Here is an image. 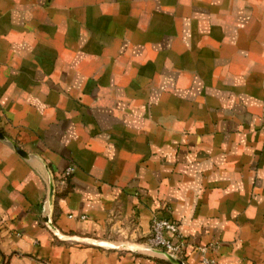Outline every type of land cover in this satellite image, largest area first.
I'll return each mask as SVG.
<instances>
[{"label": "crops", "instance_id": "obj_1", "mask_svg": "<svg viewBox=\"0 0 264 264\" xmlns=\"http://www.w3.org/2000/svg\"><path fill=\"white\" fill-rule=\"evenodd\" d=\"M0 133V264H264V0H0Z\"/></svg>", "mask_w": 264, "mask_h": 264}, {"label": "built area", "instance_id": "obj_2", "mask_svg": "<svg viewBox=\"0 0 264 264\" xmlns=\"http://www.w3.org/2000/svg\"><path fill=\"white\" fill-rule=\"evenodd\" d=\"M72 169H68L65 175H69ZM184 240L176 225L167 219H152L150 234L144 241L143 246L151 252H161L172 258L178 259L182 252Z\"/></svg>", "mask_w": 264, "mask_h": 264}, {"label": "water", "instance_id": "obj_3", "mask_svg": "<svg viewBox=\"0 0 264 264\" xmlns=\"http://www.w3.org/2000/svg\"><path fill=\"white\" fill-rule=\"evenodd\" d=\"M0 140L8 141L12 145V147H13V149H14V151L16 153H18L23 158L27 157L25 152H23L14 142H12L8 137L3 135L2 133H0ZM53 194H54V185H53V182L50 181V183H49L48 201H47L48 205L50 207L52 206ZM46 221L48 223V219ZM48 226L54 232V236L56 238L60 239V240H70V241H77V242H85L86 241V240L81 239V238H79L77 236H69V235H63V234L58 233L56 231L55 227L53 226V224L50 223V222L48 223ZM96 245L100 246V247H108V248H111V249H118L119 248L118 246L112 245L109 242H98V243H96ZM120 247L123 248V249H127L128 251H131V252H134V253L143 250L140 247H130V246H126V245H122ZM153 252L159 253L160 255H162L165 258V260L168 261L171 264H183V262L181 260L172 258L169 255H166L164 253L156 252V251H153Z\"/></svg>", "mask_w": 264, "mask_h": 264}, {"label": "trees", "instance_id": "obj_4", "mask_svg": "<svg viewBox=\"0 0 264 264\" xmlns=\"http://www.w3.org/2000/svg\"><path fill=\"white\" fill-rule=\"evenodd\" d=\"M58 190H59V188H57V189H56V195L60 196V195H61V193H59V191H58Z\"/></svg>", "mask_w": 264, "mask_h": 264}]
</instances>
